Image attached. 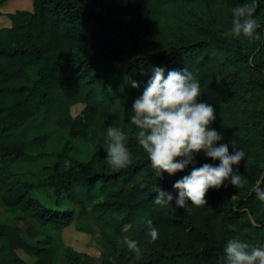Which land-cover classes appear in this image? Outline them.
Here are the masks:
<instances>
[{
  "label": "trees",
  "instance_id": "16d2710c",
  "mask_svg": "<svg viewBox=\"0 0 264 264\" xmlns=\"http://www.w3.org/2000/svg\"><path fill=\"white\" fill-rule=\"evenodd\" d=\"M257 2L258 38L226 37L233 8ZM7 18L9 26L0 28V204L17 211L24 227L0 223V264H28L16 251L29 264H59L50 237H40L34 225L61 231L87 218L86 207L99 229L100 264H223L229 240L264 246V202L255 194L264 189V0H31L30 11ZM157 67L165 77L171 70L192 72L198 100L213 107L212 127L224 136L218 144L235 139L246 154L233 166L245 186L225 181L209 189L206 205L189 204L190 212H173L153 198L157 185L172 194L174 207L173 185L193 166L155 178L130 123L132 103ZM76 104L82 109L71 117ZM49 124L68 138L57 151L45 150ZM109 126L126 134L124 169L107 162ZM70 141L93 151L76 162ZM40 160L50 164L37 182L12 170ZM205 163L219 161L198 154L195 166ZM38 188L77 203L79 213L44 207L30 194ZM149 219L158 229L155 242L147 235ZM124 238L138 242L140 260L118 244ZM62 264H89V258L72 251Z\"/></svg>",
  "mask_w": 264,
  "mask_h": 264
},
{
  "label": "clouds",
  "instance_id": "9594fccd",
  "mask_svg": "<svg viewBox=\"0 0 264 264\" xmlns=\"http://www.w3.org/2000/svg\"><path fill=\"white\" fill-rule=\"evenodd\" d=\"M257 6L258 2L233 8L231 29L224 35L243 36L248 40L258 38L259 25L254 18ZM131 86L139 88L136 81H132ZM200 95V85L187 68L168 71L165 77L164 69L157 67L153 69V76L142 94L131 106L130 123L137 129L136 139L150 160L155 178L162 179L164 173L171 177L183 172L189 165L193 166L189 175L173 185L178 191L174 207L172 194L155 186L153 203L171 207L173 212L177 209L190 212L189 204L195 207L206 205L205 197L209 189L218 190L225 181L230 180L235 188L245 186L243 177L233 166L244 161L246 154L238 148L235 139L218 144L224 136L212 127L216 119L214 109L207 103L199 102ZM106 136L108 164L116 170L126 168L130 163V153L126 147L125 132L119 127L109 126ZM200 153L206 159L219 161V164L205 163L196 167V157ZM140 187L143 189L146 185L141 184ZM255 194L258 200L264 202V189L257 187ZM146 225L150 242H155L158 229L150 219ZM118 244L134 253L135 260L142 258L137 241L124 238ZM223 264H264V246H250L239 239L229 240L224 247Z\"/></svg>",
  "mask_w": 264,
  "mask_h": 264
},
{
  "label": "rangeland",
  "instance_id": "374dc122",
  "mask_svg": "<svg viewBox=\"0 0 264 264\" xmlns=\"http://www.w3.org/2000/svg\"><path fill=\"white\" fill-rule=\"evenodd\" d=\"M118 4H124L125 0H117ZM31 0H8L0 6V28L8 27L9 20L7 16L15 11H30ZM82 109V105L76 104L69 108L71 117L76 116ZM45 134L47 136V144L45 150L48 152L57 151L62 144L68 140L65 132L55 126L49 124L45 127ZM71 146L74 147V152L71 157L76 162H82L93 151V147L89 144L79 143L77 141H70ZM48 160H40L35 164L18 162L13 165L12 170L19 173L24 180L30 182H37L44 177L41 172V167L48 166ZM31 196L36 199L41 205L50 209L72 210L75 214L80 211L79 205L66 199L64 196L56 198L53 196L51 189L38 188L31 191ZM78 198L83 201V194L78 192ZM88 217H80L75 219L67 228L61 231H55L52 228H40L34 225L39 232L40 237L48 236L51 239V246L56 248L57 262L63 263L64 256L69 252L84 253L89 258V264H100L101 248L97 240L99 232L98 227L93 222L94 215L85 208ZM19 213L13 209H6L0 204V223L17 225L20 228L24 227V222H18L16 217ZM25 238V235H23ZM32 242L31 240H29ZM16 254L26 263H31L32 259L25 256L22 252L16 251Z\"/></svg>",
  "mask_w": 264,
  "mask_h": 264
}]
</instances>
